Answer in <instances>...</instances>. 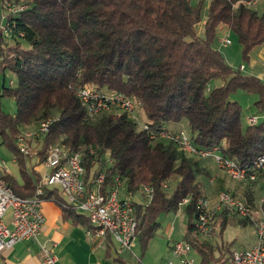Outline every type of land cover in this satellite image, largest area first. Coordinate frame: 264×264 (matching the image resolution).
<instances>
[{"label":"trees","instance_id":"16d2710c","mask_svg":"<svg viewBox=\"0 0 264 264\" xmlns=\"http://www.w3.org/2000/svg\"><path fill=\"white\" fill-rule=\"evenodd\" d=\"M245 1L0 0V74L14 77L0 86V143L11 150L21 173L20 179L4 173L5 182L20 197L34 194L41 177L26 170L27 156L19 152L17 138L23 129L50 119L47 131L32 143L39 163L50 147L63 146L68 153H81L88 189L99 171L105 176L103 191L115 176L132 194L151 188L149 202H134L142 251L160 225L159 215L182 207L187 225L180 240L195 252L197 264H224L233 250L230 243L213 244L194 226L206 169L175 141L150 133L185 122L195 147H217L240 166L251 165L264 152V82L233 69L214 46L220 25L235 33L244 57L264 44V8ZM8 3L25 8L2 16ZM86 84L136 100L148 129L115 107L87 118L77 96ZM237 91L256 95L253 107L262 118L255 124H244L240 103L229 99ZM2 97L13 101V111L4 109ZM256 175L264 184V172ZM255 183L240 195L248 202ZM44 198L90 226L83 215L63 206L55 189H45ZM184 198L188 201L180 204ZM229 215H218L221 229L229 217L248 223ZM105 249H114V261L120 259L110 238Z\"/></svg>","mask_w":264,"mask_h":264},{"label":"built area","instance_id":"2783aa9c","mask_svg":"<svg viewBox=\"0 0 264 264\" xmlns=\"http://www.w3.org/2000/svg\"><path fill=\"white\" fill-rule=\"evenodd\" d=\"M248 6L264 8V0H247ZM25 5H14L9 10L19 11ZM218 42L226 46L230 43L227 37ZM11 83V80H9ZM77 96L86 109V117L91 118L100 110H110L113 107L126 113L140 129H148V125L139 120L138 102L124 94L111 89H96L92 85H83L78 88ZM248 124L258 121L257 115L246 116ZM50 119L41 121L36 126L23 129L17 138V148L23 155H28L33 150L32 143L42 136L48 129ZM150 137L171 139L177 143L178 149L201 158H212L222 172L239 181L242 185L257 181L256 172H264V152L259 154L251 165H238L234 160L223 156L217 147L202 149L195 147L188 133L180 129L169 132L159 130L151 132ZM47 172L38 180L34 194L30 197H20L5 182L3 174L6 172L4 161L0 162V252L11 248L15 243L33 239L38 244V264H55L56 255L53 252L54 243L42 240L39 235L44 224L43 202L45 189H55L57 197L64 207L73 209L77 214L83 215L90 226L86 233L95 238L98 244L105 247L107 238L115 244L117 252L132 251V244L136 238L137 220L134 214L133 195L124 188L122 180L115 176L110 188L102 190L105 176L99 171L93 177L92 187L87 188L84 182V168L80 152L68 153L63 146H52L47 155L40 162ZM254 185V184H253ZM254 192L255 189L252 188ZM123 189L124 194L119 191ZM141 192L146 201L152 197V190L142 186ZM216 200L210 203L207 196L197 201L198 215L195 219V229L208 240L213 231L220 227L218 215L222 212L236 214L254 225L257 234V243L248 249H233L224 264H264V186L259 191L257 198L251 202L237 197L230 190H219ZM188 201L184 198L180 204ZM10 210L9 223L4 215ZM171 252L181 260L182 264H196L190 257L191 247L187 242L175 240L171 243ZM167 264H172L168 262Z\"/></svg>","mask_w":264,"mask_h":264},{"label":"rangeland","instance_id":"374dc122","mask_svg":"<svg viewBox=\"0 0 264 264\" xmlns=\"http://www.w3.org/2000/svg\"><path fill=\"white\" fill-rule=\"evenodd\" d=\"M12 5L14 4L8 3L7 6H4L1 15H8V12L10 11L9 9L12 7ZM258 8V10L261 11V8ZM198 31L199 33H201V24L200 26H198ZM216 35L217 39L214 42V46L217 47V49L223 55L224 60L229 66H231L235 70L239 69L243 74L257 75L264 82V73L262 74L264 44L256 45L248 52L247 57H244L241 45L238 42V38L235 33L228 30L224 25H220L217 28ZM223 37H227L230 40V43L226 46H223L218 43V39H221ZM9 78H12L14 81V77L8 72H5L4 77L0 74V86L3 81L5 85H7ZM255 98V94L246 93L244 91H237L229 97V99L232 101H240L243 115L242 120L244 124L247 123L245 118L246 116L256 114L258 116V120L262 118L261 115H258V113L255 112V109L253 107V102L255 101ZM1 103L4 109L10 112L14 110V103L11 99L2 97ZM138 116L139 120L142 121L143 113L141 111H139ZM168 127V130L172 131L170 125ZM174 128H178L179 130L182 129L186 133H189L187 123L185 122L182 123V126L179 124L177 125V127L174 126ZM12 158L13 155L11 150L8 149V147L4 143H0V162L1 160L4 161L7 168L9 167L11 169L13 175H15L17 179H20L21 173L19 171V167L17 166L18 164L13 163ZM200 159L203 158L195 156L194 158H192V161L196 162L197 165L201 166V161H199ZM213 162L216 167L220 170L214 160ZM25 165L26 170L31 172V165L28 162H26ZM221 173L223 174L224 179L228 182L227 185L223 184V189L230 190L237 197L242 198V196L240 195L242 194L243 189L246 187V185H242L241 182L232 179L222 171ZM203 190L205 193L207 192L208 188L204 186ZM219 190H217L216 187H213L211 190L212 194L210 195V197L206 195L207 198L210 200V203H213L216 200V194ZM119 194L123 195L124 190L121 189L119 191ZM253 194V198H257V196L259 195V190L254 191ZM131 199H133L137 203H143L144 201H146L144 196L141 197L139 192H134L131 196ZM227 220L228 221L223 227V229H221L222 221L220 220V227L216 228L213 231L212 237L210 239L213 244L220 243L221 241H223L230 243L232 249H248L257 243L256 229L253 224H251L250 222L241 224L233 217H229ZM158 221L160 225L156 229L153 238L150 240L149 249L145 252V255L142 258L140 257V264H165L169 260V258H173L172 260L176 258L175 260L180 261L179 258L174 256L171 251H169L168 241L169 239L180 240L182 238L184 229L187 225V218L184 210L182 209V207H180L177 216H174V211L163 212L159 215ZM129 252L130 251H128V253ZM136 252L137 251L135 250L133 253H127L126 257L128 258V260H130L131 262L137 260V256H139V254H137ZM190 254L196 258L195 252L192 251Z\"/></svg>","mask_w":264,"mask_h":264},{"label":"crops","instance_id":"0c3cea01","mask_svg":"<svg viewBox=\"0 0 264 264\" xmlns=\"http://www.w3.org/2000/svg\"><path fill=\"white\" fill-rule=\"evenodd\" d=\"M263 73L264 67L262 68V74ZM238 102L240 103V101ZM179 124L182 126V123ZM179 124H170V127L174 130V126L177 127ZM32 152L33 150L30 152L31 155L28 154L30 156L26 155L27 157L25 160L31 165V169L35 172H39L40 177H42L47 170L40 165L37 157ZM12 161L17 164L14 155ZM199 161H201V167L206 169V175L200 176L203 189L204 186L208 188L207 192L204 193V196L207 195L210 197L213 187H216L217 190L223 189V184L227 185L228 182L224 179L223 174L216 167L212 159L203 158ZM5 170V173L13 174L11 169L9 167L7 168L6 164ZM253 186L254 187L252 188H254L255 191H260L264 184L263 182L256 181ZM139 193L142 197L143 194L141 192ZM178 210L174 212V216H177ZM43 213L45 221L39 237L42 240H50V242L54 243L53 252L56 255L55 264H140V257L142 258L145 255V252L149 249L150 241L147 248L142 251L137 238H135L131 249L133 252L135 250L137 251L136 253L139 254V256L136 255L138 259L131 262L126 257L128 250H124L118 253L120 259L114 261L113 258L116 256L115 250L112 249L110 250V253L107 252L105 247L100 246L95 238L86 233L87 227L81 222H76V218L74 219L73 215L67 216L55 201L51 199L45 200L43 202ZM10 214V210H7L4 215V219L7 223H9ZM173 241H175V239H169L168 241L169 251H171V243ZM190 256L196 259L195 263L197 264V255L196 258L191 254ZM172 259L173 258H169L165 264L168 262L172 264H182L181 260H175L176 258L174 260ZM38 261L39 248L38 244L33 239L21 240L15 243L11 248L0 252V264H38Z\"/></svg>","mask_w":264,"mask_h":264}]
</instances>
